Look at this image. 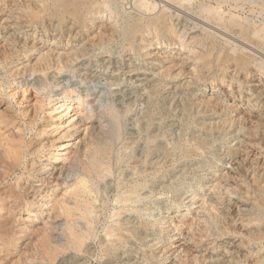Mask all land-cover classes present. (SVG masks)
<instances>
[{"label": "rangeland", "instance_id": "1", "mask_svg": "<svg viewBox=\"0 0 264 264\" xmlns=\"http://www.w3.org/2000/svg\"><path fill=\"white\" fill-rule=\"evenodd\" d=\"M117 1L124 18L133 17L147 25L164 14L167 28L170 24L173 28L160 35L145 29L131 46L120 35L123 21L109 12L94 19L89 16L92 25L82 30L70 17L66 21L52 18V1L0 0V112L16 117L15 126L24 128V133H18L15 126H0V142L7 144L9 135L19 134L25 146L37 149L33 154L25 153L21 168L0 190L13 185L24 194L32 183L27 172L38 163L57 166L60 175L55 181L43 179L42 186L35 188L47 190L50 198L39 201V194L24 195L23 212L12 205L2 214L8 225L0 230V264H264V46L234 35L227 23L233 17L250 31L264 27V12L260 10L264 0H246L240 10L234 9L233 3L227 4L219 14L223 25L200 18L187 4L163 0L165 3L153 9L156 0L149 1L153 5L149 8L135 6L140 0ZM174 29L175 36L171 35ZM224 51L234 58L248 57V67L239 69L235 61L222 62L218 58ZM6 56L8 60H4ZM45 58L47 67L41 71L37 62ZM78 96L85 102L80 104ZM62 100L69 105L79 102L86 122L81 127L84 134L95 122L104 132L112 133L102 120V112L110 107L119 113L122 124L120 131L111 134L115 142L113 176L99 185V192L85 197L98 200L89 227L77 214L69 220L61 210L59 215L49 210L32 212L38 207L36 200L39 205L51 206L63 200L70 208L83 200L75 192L77 162L85 158L74 146L77 137L65 135L66 124L52 115ZM209 101L218 106L206 112ZM30 119L35 120L34 126L28 124ZM193 133L207 138L208 145H190L187 141ZM133 137H137L136 142ZM152 144L161 148L160 161L168 155L171 164L158 172L142 171L134 176V169L147 170ZM190 148L196 155L186 159L184 154ZM134 160L141 162L138 165ZM71 168L74 177L65 178V171ZM134 187L138 188L133 195L136 199L127 195ZM127 197H131L130 202L122 203ZM118 222L135 224L145 241L109 240L106 232L117 228ZM25 223L35 230L32 236L29 230L20 232ZM69 226L78 232L91 230L83 252L69 248ZM40 241L56 252L54 259L40 254ZM106 250L117 252L119 257L107 262Z\"/></svg>", "mask_w": 264, "mask_h": 264}, {"label": "bare ground", "instance_id": "2", "mask_svg": "<svg viewBox=\"0 0 264 264\" xmlns=\"http://www.w3.org/2000/svg\"><path fill=\"white\" fill-rule=\"evenodd\" d=\"M47 1V0H46ZM52 1L51 3V8H50V16L52 18L55 19H59L60 21H66L67 18H72L74 20V26H78V28L85 30L87 28L86 25H89V27L92 25V23H88V17L90 19H94L96 15H98L99 13L102 12H109L112 15L117 16L120 20L123 21V30L120 32V35H123V37L125 38V41L128 45L133 46V40L135 38V36L139 33H143L145 29L148 30H152L154 31L155 34L160 35L162 33H170L169 29L171 28V24L169 25L170 28H167V16L162 14L160 16H158L155 19L150 20L147 25L141 24L138 20L134 19L133 17H128V18H124L122 16L121 13V9L119 7L118 1L117 0H49ZM150 0H140L135 6H139L140 8H149L150 5L152 3L149 2ZM155 1V0H154ZM168 2L174 3L176 5H180L183 6L184 4H187L189 7H192L193 12L199 16L200 18L209 20H217L218 23L221 21L222 16L219 14H221L222 12L224 13L223 9L226 7L227 4L229 3H233V5H235L234 9H241L242 8V3H244L246 0H220V1H216V3H213V0H166ZM214 1V2H215ZM161 3H165V1L163 0H156L155 1V7L153 9H155L156 7H158V5H160ZM127 5V4H126ZM124 5V6H126ZM130 5V4H128ZM245 5V4H244ZM185 6V5H184ZM176 7V6H175ZM187 7V6H185ZM231 7V6H230ZM256 7V6H255ZM239 9V10H240ZM149 10V9H148ZM152 10V9H151ZM150 10V11H151ZM254 10V9H253ZM258 10V9H257ZM261 12H264V5H261L260 7ZM177 11V10H175ZM179 12V11H178ZM182 12V11H180ZM244 12V11H243ZM254 12V11H253ZM32 15V14H31ZM34 16V15H33ZM35 17V16H34ZM196 18V17H195ZM231 19L228 20V30L231 31L234 35H239L240 37H245V41L253 44V45H257V46H264V27L260 28L259 30H251L250 28H246L243 27L244 25H241V22L239 23L237 20H235L233 17H230ZM233 18V19H232ZM192 20V18H191ZM195 20V19H194ZM198 22V20H196ZM172 22V21H171ZM170 22V23H171ZM201 22V21H200ZM198 22V23H200ZM221 23V22H220ZM219 23V24H220ZM225 23V22H224ZM183 24V23H182ZM222 24V23H221ZM181 25V24H180ZM223 25V24H222ZM263 26V25H262ZM109 28V27H108ZM78 30V29H77ZM108 30V29H107ZM114 30V28H113ZM182 30V29H181ZM94 31V30H93ZM117 31V30H116ZM177 31V30H176ZM174 29V32L172 31L171 35L174 34L177 35V32ZM187 32L189 31L186 27L184 28L183 32ZM111 34V33H110ZM179 36V35H178ZM116 37V36H115ZM138 37V36H137ZM177 38V37H176ZM241 38V39H242ZM137 39V38H136ZM255 39H259L260 42L255 41ZM112 42L114 40V31L111 34V39ZM101 42V41H100ZM99 42V43H100ZM107 42V41H106ZM239 42V41H238ZM244 43V42H243ZM147 45H151V43H147ZM241 45V44H240ZM245 47V45H244ZM243 48V47H242ZM241 48V49H242ZM262 49V48H261ZM29 50V49H28ZM33 50L34 49H30ZM229 50V49H228ZM30 52V51H29ZM234 52V51H233ZM17 55V54H16ZM13 56V55H12ZM8 56H6L4 58V60H8L7 58ZM223 57V58H222ZM219 57L217 56V58L220 60L222 59V62L224 63H228L229 61H235L237 66L239 67V69H245L246 67H248L249 63H250V59L246 56L243 55H239L236 56V58L232 57L227 51L223 52V56ZM49 58V56H48ZM207 58V57H206ZM209 59V58H208ZM49 60V59H48ZM217 60V61H219ZM66 61V59H65ZM50 63V60L48 61ZM68 62V59H67ZM66 62V63H67ZM37 63H39V65L37 64V68L40 69L41 71L47 67V58L38 61ZM59 65V64H58ZM43 70V71H44ZM243 87L242 85H240V88ZM153 93L155 92V89L152 91ZM158 92V91H157ZM156 92V94H157ZM191 92V91H190ZM72 93V92H71ZM188 93V92H187ZM199 93V91L197 92ZM195 93V95L197 94ZM104 94V93H103ZM151 94V93H150ZM102 95V93L100 94ZM183 95V94H182ZM181 95V96H182ZM72 96V95H71ZM106 96V95H105ZM155 96V95H154ZM158 96V95H157ZM170 96V95H169ZM194 95H192L193 97ZM101 97V96H100ZM127 97V96H126ZM138 97V96H137ZM178 97V96H176ZM183 97V96H182ZM191 97V98H192ZM67 98V97H66ZM103 98V97H102ZM158 98V97H156ZM155 98V99H156ZM180 98V97H179ZM79 102L84 103L85 100L84 98H82V96H78ZM106 99V98H105ZM183 99V98H182ZM186 99V98H185ZM195 99V98H194ZM100 98L98 99V101L100 102ZM122 100V99H120ZM172 101H174L171 98ZM189 100V99H188ZM179 101V100H178ZM79 102L78 103H73L71 105L67 104V102L65 100H62L60 102H58L55 106L56 108L53 110L52 115L55 114L58 115V121L59 122H63V126H67L65 127V135H67L68 137L71 138H75L76 139V143L74 146H76L78 148V151H81L83 154H81L83 156V158H85L84 160H82L81 162H77V167L79 169L78 176H79V180L77 181V185H76V192L75 195L76 196H80L81 198H83V200L81 202L78 203V205L75 208H70L67 205L65 206L63 203V200L60 202L56 201L58 204H54L51 206L50 203H46V204H40L37 203V200L34 201L36 203H34V205H38V207H36V209H32L33 214L40 212L43 213L46 210H49L48 212H57L59 213L62 211V213L67 217V219L72 220L74 218V216L77 214L80 219H82L83 221H85L86 225L89 227L92 225V220L93 218H91V215H93V209L94 207H96L94 205L95 201L97 200L96 198L93 197L92 200H87L85 197L86 196H92L95 195L97 192H99L98 187L101 183H105V181L107 179H109L110 177L113 176V160H114V155H115V142H114V137L111 136V134H113L114 132L118 131L119 128H121V121L119 119V113L115 110V108L110 107L108 109H106L105 111L102 112V120H104V124L103 125H108L110 126L112 133H107L104 132V130L100 129L97 126V123H93L89 126H87L85 134L82 133V129L81 127H84L83 125L86 123L85 122V118H84V113L83 110L80 109L79 107ZM96 102V100H95ZM182 102V101H181ZM185 102V101H184ZM183 103V102H182ZM192 103V102H191ZM96 104V103H94ZM99 104V103H97ZM101 104V102H100ZM174 104V103H173ZM219 104V103H218ZM184 105V104H183ZM182 105V106H183ZM191 105V104H190ZM205 105V104H204ZM217 104H211V102L209 101V103L207 102L204 108H206V112H209L211 109L213 111V107H217ZM221 105V104H220ZM92 106V105H91ZM101 106V105H100ZM181 106V104H180ZM192 106V105H191ZM190 106V107H191ZM198 106V105H197ZM223 106V105H222ZM97 107V106H96ZM189 107V106H188ZM189 107V108H190ZM199 107V106H198ZM175 108V107H174ZM100 109V107H99ZM170 109V108H169ZM176 109V108H175ZM179 108H177L176 110H178ZM180 109H182V107H180ZM218 109V108H217ZM224 109V108H223ZM98 110V108H97ZM163 110V109H162ZM175 110V111H176ZM188 110V109H187ZM96 111V110H95ZM168 111V110H167ZM180 111V110H179ZM182 111V110H181ZM199 111V110H198ZM205 111V110H204ZM217 112V110H214ZM183 112L187 113L186 108H183ZM195 112V111H194ZM202 112V111H201ZM205 112V113H206ZM167 113V112H166ZM174 113V111H173ZM177 113H179L177 111ZM181 114H183L182 112H180ZM175 114V113H174ZM182 116V115H181ZM186 116V115H185ZM184 116V117H185ZM189 116V115H188ZM187 116V117H188ZM183 117V118H184ZM54 119V118H53ZM154 119V118H153ZM174 119V118H173ZM182 119V118H180ZM98 120V119H97ZM141 120V119H140ZM183 120V119H182ZM186 120V119H185ZM260 120V119H259ZM17 121L16 117L7 115L5 113H1L0 112V126L4 127L5 129H7L8 127L11 126H15V123ZM163 121V120H162ZM180 121V120H178ZM184 121V120H183ZM200 121V120H199ZM28 122V121H27ZM100 122V121H99ZM203 122V121H202ZM235 122V121H234ZM106 123V124H105ZM179 123V122H178ZM29 125L34 126L35 125V120L30 119V121L28 122ZM174 124V123H173ZM205 124V123H204ZM220 124V123H219ZM223 124V123H222ZM231 124V123H230ZM234 124V123H233ZM102 125V124H101ZM171 125V123H170ZM174 125H177L174 124ZM200 127L203 126V123L199 124ZM215 125V124H214ZM225 124H223L224 126ZM259 125V124H258ZM63 126H61L60 128H63ZM168 126V125H167ZM172 126V125H171ZM206 126V125H205ZM204 126V127H205ZM209 126V125H207ZM230 126V125H229ZM52 127H54L52 125ZM211 127V126H210ZM219 127V126H218ZM217 127V128H218ZM228 127V126H227ZM258 127V126H257ZM177 128V127H176ZM182 128V127H181ZM215 129V127H213ZM216 128V129H217ZM226 128V127H225ZM14 129L18 130V133H24V128L21 126H15ZM140 129V128H139ZM144 129V128H143ZM180 129V128H179ZM58 130V127H56V130ZM146 130V129H144ZM177 130V129H176ZM182 130V129H181ZM207 130V129H206ZM210 130V129H209ZM218 130V129H217ZM107 131V130H106ZM120 131V130H119ZM135 131V130H134ZM159 131V130H157ZM156 131V132H157ZM126 132V131H125ZM140 132V131H139ZM145 132V131H144ZM209 132V131H208ZM143 133V132H142ZM199 133V132H198ZM141 134V133H140ZM155 134V133H154ZM84 135V136H83ZM120 135V133L118 134ZM153 135V134H152ZM158 135V134H157ZM200 135V134H199ZM196 133H193L190 135V137L188 138V143L192 146H198V148H201L205 145H208V142H206V139H203V135L199 136ZM251 135V134H250ZM148 136V135H147ZM150 136V135H149ZM155 136V135H154ZM255 136V135H254ZM120 137V136H119ZM134 139L137 137H133ZM152 137H150L149 139H151ZM154 138V137H153ZM170 138V137H169ZM186 138V137H185ZM128 139V138H126ZM131 140H133L132 138H130ZM141 139V138H140ZM7 140V144H5L4 142H0V186L7 180L9 179L12 175H14L19 168H21L22 166V162L24 159V155L25 153H31L32 150H30L29 146H25L24 143V137L23 135H9ZM156 139H154L155 141ZM137 140L135 139L134 142H136ZM141 141V140H140ZM129 142V141H128ZM132 142V141H131ZM134 142H133V146H134ZM179 142V141H178ZM186 142V141H185ZM210 143V142H209ZM30 144V143H29ZM124 144V143H123ZM126 144V143H125ZM131 144V143H128ZM177 144V143H176ZM154 145V147H151L149 156H147L146 159L149 158V162H148V166H147V170H142L140 167V169H138V171L136 172L135 169L133 171V175L136 173V176L138 174H142V171H155L158 172L161 168H165V166H167V164H171V158H164L160 161V156L159 157V152L161 151V148L158 145L152 144ZM164 145V144H163ZM171 145V144H170ZM129 146V145H127ZM31 147V146H30ZM149 147V146H148ZM162 147V146H161ZM150 148V147H149ZM126 150L128 149L125 148ZM194 149V148H193ZM37 150V149H35ZM33 149V151H35ZM119 150V149H118ZM123 150V149H122ZM119 150V151H122ZM201 150V149H200ZM200 150H198L200 152ZM32 151V154H33ZM128 151V150H127ZM187 152H185V156L186 159L187 158H193L196 155V151L192 150L190 148V150H186ZM80 152V153H81ZM141 152V151H140ZM118 153V152H117ZM170 153V152H168ZM129 154V153H128ZM148 154V152H147ZM172 154V153H171ZM31 155V154H30ZM123 155V152H122ZM161 155V153H160ZM163 155V154H162ZM166 155V154H165ZM164 155V156H165ZM170 155V154H169ZM50 156V155H49ZM48 156V157H49ZM53 157V159L55 160H60V157H54V156H50ZM122 156L117 157V159L120 160ZM166 157V156H165ZM170 157V156H169ZM126 158V157H125ZM174 158V156H173ZM49 159V158H48ZM52 159V158H51ZM82 159V158H81ZM80 159V160H81ZM136 159V158H134ZM145 159V158H144ZM145 159V161H146ZM132 160V158H131ZM139 160V159H138ZM44 161V160H43ZM76 161V160H75ZM79 161V160H77ZM118 161V160H117ZM47 162V161H46ZM135 164H138L141 162H135V160L133 161ZM42 163V161H41ZM76 164V163H75ZM133 164V163H132ZM38 166L35 167V165H31L34 166L35 168L33 170H31L30 172H27V174L29 175V179H31L32 183H31V187L30 189H28V191H26L24 194L22 193V190H18L17 188H15L13 185H9V186H5L4 190L1 191L0 190V230L1 229H6L5 227H7V223L8 221H3V217L4 220L6 216H2V214L5 212V210L9 209L10 207L12 208V205H17L16 209L18 208L20 213L23 210L24 206H23V196L26 195L28 196V194H39L38 195V200L42 201L45 200V197L50 198L51 194H48L47 190H41L40 188L35 189L37 187L42 186L40 184V182L44 179L45 181H55V180H59V174H58V167L54 166L53 168L50 167V165L42 163V164H37ZM129 165V164H128ZM137 165V166H138ZM189 165V164H188ZM169 166V165H168ZM198 166V165H197ZM138 168V167H137ZM146 168V167H144ZM185 168V167H183ZM77 169V168H75ZM77 169V170H78ZM68 170V169H67ZM72 168L68 171H65L67 176L65 178H69V177H74L75 172L71 171ZM133 170V169H132ZM151 171V172H152ZM33 172V174L31 173ZM26 174V173H25ZM57 174L59 175L57 177ZM65 174V173H63ZM160 174V172H159ZM144 175V174H143ZM142 175V176H143ZM154 175V174H153ZM152 175V176H153ZM172 175V174H171ZM65 176V175H64ZM129 176V175H128ZM135 176V175H134ZM140 176V175H139ZM155 176V175H154ZM175 176V175H174ZM120 177V176H119ZM175 178V177H173ZM122 178H120L119 180H121ZM177 179V178H176ZM257 179V178H256ZM255 179V181H256ZM62 180V179H61ZM67 180V179H66ZM118 180V181H119ZM123 180V179H122ZM121 180V181H122ZM110 181V179L108 180ZM160 181V180H159ZM162 182V181H161ZM53 183V182H51ZM65 183V182H64ZM17 184L19 185V182H17ZM110 184V183H109ZM119 184H122L119 182ZM117 184V185H119ZM159 184V183H158ZM51 185V184H50ZM140 185V184H139ZM222 185V184H221ZM164 186V185H162ZM202 186V185H201ZM20 187V185H19ZM22 187V186H21ZM136 187V186H135ZM133 188L130 191V194L127 195H134L138 193V188ZM220 187V186H219ZM24 188V187H23ZM22 188V189H23ZM44 189V188H43ZM129 189V188H128ZM140 189V188H139ZM157 189V188H156ZM166 189V188H165ZM164 189V190H165ZM200 189V188H198ZM24 191V190H23ZM50 191V190H49ZM110 191V190H109ZM51 192V191H50ZM49 192V193H50ZM257 192V191H256ZM259 192V191H258ZM119 193V192H118ZM261 194V192L259 193ZM264 194V193H263ZM99 195V193H98ZM31 196V195H30ZM106 196V195H105ZM136 196V195H135ZM259 196V195H258ZM99 197V196H98ZM134 197V196H133ZM85 198V199H84ZM105 198V197H104ZM131 197H127L121 200L122 203H128V201L130 202V200L128 199ZM135 198V197H134ZM27 198H25L26 200ZM52 199V198H51ZM121 199V198H120ZM119 199V200H120ZM133 199V198H132ZM136 199V198H135ZM140 200V199H139ZM98 201V200H97ZM96 201V203H97ZM118 201V200H117ZM136 201V200H135ZM121 202L119 204H121ZM10 203H14L11 204ZM54 203V202H53ZM108 203V202H107ZM118 203V202H117ZM136 203V202H135ZM28 204V203H27ZM33 205V208H35ZM50 205V206H49ZM64 205V206H62ZM107 205V204H106ZM127 205V204H126ZM261 205L264 208V198L261 199ZM124 207V206H123ZM32 208V206H31ZM38 208V209H37ZM15 209V207H14ZM98 209V208H97ZM122 209V208H121ZM13 210V209H12ZM61 210V211H60ZM29 214H31L32 212L27 210ZM122 211V210H121ZM120 211V212H121ZM124 211H127L124 209ZM130 211V210H129ZM23 212V211H22ZM119 212V213H120ZM123 212V211H122ZM47 213V212H46ZM51 213V214H52ZM263 213V212H262ZM115 214V213H114ZM122 214V213H121ZM125 214V213H124ZM32 215V214H31ZM30 215V216H31ZM35 215V214H34ZM59 215V214H58ZM118 215V213H117ZM120 215V214H119ZM93 217V216H92ZM117 217V216H116ZM120 217V216H119ZM75 221V220H74ZM97 221V219H96ZM117 223V222H116ZM120 224V222H118V225ZM25 226H23L24 228H22L20 232H26L29 230V233L32 236V233L35 231L30 230L29 229V225L28 224H24ZM117 225V224H116ZM79 227V226H78ZM114 227V226H113ZM107 233L106 232V237L112 238V237H116L117 242L119 241H127L128 239H135L137 241H142L145 238H142L141 234V229L136 227L135 224H131V223H123L120 224L117 228H113ZM143 232V231H142ZM255 234L258 233L256 231H254ZM2 233V232H1ZM36 233V232H35ZM68 239H69V248L70 249H74L76 251L79 252H83V247L85 246L87 240L89 239V237L91 236L92 232L90 229H88L87 231H83V229H81L80 232H78L76 230V228L69 226L68 227ZM260 233V232H259ZM27 234V237H29ZM259 234H256V236L258 237ZM26 237V236H25ZM106 238V239H107ZM147 238V237H146ZM26 240V239H25ZM41 240V239H40ZM110 240V239H109ZM114 240V242L116 241ZM39 241V240H38ZM145 241V240H144ZM41 242V241H40ZM109 242V241H108ZM112 242V240L110 241ZM22 243V242H21ZM27 243V242H26ZM42 243V242H41ZM40 243V244H41ZM106 242H104L105 245ZM116 243V242H115ZM39 244V243H38ZM114 244V243H113ZM41 250L40 254L44 257V254L48 256V258L54 259L56 257V252L53 250H49L47 245L45 243L41 244ZM4 246H6V243L4 242ZM9 246V245H8ZM89 246V244H88ZM52 247V246H50ZM114 247V246H113ZM88 248V247H87ZM89 249V248H88ZM38 251V252H39ZM89 250H86V253H88ZM105 254V253H104ZM107 256V262H113L114 259H116L117 257H119V254L117 252H114L112 250H109L107 252L106 250V254ZM121 255V254H120ZM105 257V256H104ZM103 257V259H104ZM40 258V257H39ZM46 258V257H45ZM122 259V258H120ZM124 259V258H123ZM81 261V260H80ZM53 262V261H52ZM78 262V261H77ZM84 262V261H82ZM54 263V262H53ZM116 263V262H115ZM80 264V262H79ZM84 264V263H83ZM107 264V263H106ZM119 264V263H118ZM122 264V263H121Z\"/></svg>", "mask_w": 264, "mask_h": 264}]
</instances>
